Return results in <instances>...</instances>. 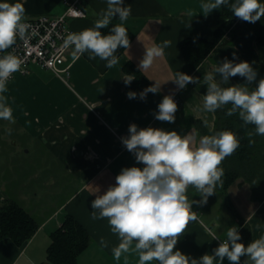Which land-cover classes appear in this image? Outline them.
Here are the masks:
<instances>
[{"label":"crops","instance_id":"1","mask_svg":"<svg viewBox=\"0 0 264 264\" xmlns=\"http://www.w3.org/2000/svg\"><path fill=\"white\" fill-rule=\"evenodd\" d=\"M65 1L7 0L24 5L25 19L42 14L60 16L66 11ZM202 2L207 0H124V6L131 5V15L123 26L134 38L127 49L117 50L115 55L119 63L113 68H106V62L98 57L90 60L88 53L73 61L71 48L67 56V63H71L69 75H57L34 66L30 74L17 77L7 87L4 95L13 109L15 123L0 121V141L7 135L6 129L11 128L10 137L15 134L13 131L19 132L30 148L26 152L28 154H20L17 148L5 152L6 164L0 163V206L7 200L16 201L35 218L39 227L34 236L21 246L10 238L0 240V264H44L52 243L51 234L62 225L67 215L73 216L91 236V244L79 256V264H125L123 255L119 261L113 257L111 249L118 245L119 240L111 232L108 220L92 219L91 202L97 194L102 195L110 185H115V177L122 168L144 167L136 162L121 141V137L129 135L131 124L138 128L174 130L182 136L194 129L198 138L203 136L199 125L207 130L214 129L215 113L200 110L204 93L192 83L186 89L178 90L172 81L177 71L190 76L195 73L181 53L180 43L187 38L213 40L218 27L216 18L222 13V6L205 17L200 9ZM79 6L86 16L69 20L73 32L94 27L98 13L107 7V0H79ZM189 10L194 13L192 17L187 15ZM119 23L117 16L109 27ZM235 27H241L244 37L233 41L230 34L227 35L226 42L218 45L202 66L207 73L226 58L236 63L247 61L251 64L255 61L253 67L259 73V80L264 77V46L257 42L253 30L241 19ZM108 28L100 31L105 34ZM165 40L172 43L164 49V55L156 58L147 70L140 69L146 48L162 44ZM128 62L139 67L152 85L160 84V91L150 93L145 100L138 97L129 99L130 85L123 81L128 76L124 71ZM216 78L220 79L218 75ZM235 84L247 86L250 91L256 86L246 84L240 76L231 77L229 83L222 86ZM165 95H172L177 101L175 123L155 119L154 113L158 112V104ZM204 120L208 121L209 127L204 126ZM26 155L36 157L31 165L37 164L38 170L47 172L50 186L67 192L65 200L54 204L52 199L34 198L38 196L35 191H29L32 198L27 190L25 193L29 182L18 173L32 171L25 161ZM14 170L16 174H12ZM96 188L99 193H93ZM186 195L192 200L201 199L192 186ZM193 211L197 212L199 219L189 223L174 249L193 258L212 254L227 238L226 232L233 225L241 235L238 242L245 247L264 235V202L253 200L251 186L243 178L236 179L225 192L217 188L207 204H193ZM213 235L220 240L212 239ZM101 237L108 242V247L101 249ZM125 255L128 256V264H138L136 254ZM246 258L241 257V264ZM223 264L230 262L225 258Z\"/></svg>","mask_w":264,"mask_h":264},{"label":"clouds","instance_id":"2","mask_svg":"<svg viewBox=\"0 0 264 264\" xmlns=\"http://www.w3.org/2000/svg\"><path fill=\"white\" fill-rule=\"evenodd\" d=\"M226 6L233 16L249 23H256L264 17V3L260 0H207L200 4L205 17L213 10ZM25 8L20 2H0V120L15 123L13 109L4 95L8 91L7 84L12 75L21 71L23 60L14 51H7L17 40L27 43L30 24L25 22ZM76 15L81 13L76 12ZM131 15V5L124 6V0H107L106 9H101L94 27L80 32H70L63 39L62 46L72 47L73 61L88 53L90 60L97 57L105 61L106 68H113L119 63L118 47H129L128 30L123 26ZM189 17L193 11L187 12ZM118 16L121 23L112 26L108 34L101 29L108 28L111 21ZM170 40L162 44L146 48L140 61L142 70L150 68L156 58L164 55V49L171 45ZM235 58V53H233ZM253 61L239 63L227 58L211 72L200 78L177 71L172 79L178 90L186 89L189 83L206 86V94L202 97L201 111L215 113L231 105L226 116L238 114L243 121L242 126L254 125V132L264 136V78L257 80L259 73L254 69ZM199 71V69L197 68ZM220 79L217 80L216 76ZM240 76L246 84H255L254 90L247 86L235 84L228 87L231 77ZM135 79L128 75L123 78L125 85ZM160 91L157 82L139 94L130 91L129 99L144 100L148 93ZM178 105L172 95H165L158 104L155 119L162 122L175 123ZM27 115V113H25ZM205 127H209L204 120ZM211 131V129H209ZM11 135L12 129H6ZM129 135L121 137L122 144L132 153L140 167H125L115 177V185L91 202L92 219H107L110 230L118 237L119 243L111 249L113 257L119 261L124 256L128 264V256L136 254L138 264H223L225 258L230 264H241V257H247L243 264H264V235L253 240L247 247L241 240L237 226L233 225L226 232L212 254H204L199 259L193 258L175 249L178 240L186 232L190 222L198 221L193 204L203 206L208 198L216 193L218 185H222L224 169L221 167L225 158L233 155L240 146L237 135L229 130L214 132L211 135L199 136L194 129L185 135L176 131L161 128H138L131 124ZM251 137L253 132H248ZM192 186L201 197L192 200L186 195ZM93 193H99V189ZM212 239L220 240L213 235ZM101 249L108 247V242L100 238Z\"/></svg>","mask_w":264,"mask_h":264},{"label":"trees","instance_id":"3","mask_svg":"<svg viewBox=\"0 0 264 264\" xmlns=\"http://www.w3.org/2000/svg\"><path fill=\"white\" fill-rule=\"evenodd\" d=\"M229 2L232 3L234 0H229ZM260 2L264 3V0H260ZM216 21L218 27L214 32L213 40L187 38L180 43L181 53L194 70V76L200 78L201 81L206 73L202 66L204 60L218 45L226 42L225 37L230 34L233 41L244 37L241 27H235L239 18L233 16L228 7L222 6V13L216 18ZM243 22L253 30L257 42L264 46V17L254 24ZM111 27L106 29L105 35L109 33ZM128 38L130 43L134 38L129 30ZM118 49L125 50L122 47H118ZM124 71L128 75L135 76L128 87L129 91L139 94L152 85L139 67L132 62H128L124 66ZM195 86L206 94L207 89L202 82ZM137 97L139 98V95ZM229 107L231 105L215 112V127L212 131L199 125L202 135L229 130L234 132L240 140L239 148L233 155L225 158L221 164L224 169L223 183L217 188L225 192L236 179L243 178L251 186L253 200L264 202V136L255 134L254 125L242 126L243 121L240 120L238 114L226 116L225 113ZM248 132H253V135L249 137ZM38 227L35 218L16 201L7 200L0 206V240L10 238L21 246L34 236ZM51 239L52 243L44 264H79V256L91 244L89 232L71 215H67L62 225L51 234Z\"/></svg>","mask_w":264,"mask_h":264},{"label":"built area","instance_id":"4","mask_svg":"<svg viewBox=\"0 0 264 264\" xmlns=\"http://www.w3.org/2000/svg\"><path fill=\"white\" fill-rule=\"evenodd\" d=\"M65 4L66 11L60 16L42 14L25 19V22L31 25L27 43L18 39L13 48L7 50L14 51L15 55L23 60L22 69L19 71L21 74H30L33 65L51 70L57 75L70 74L71 63H67V56L72 47L65 49L62 46L63 39L68 33L73 32L69 26V20L83 18L86 12L79 6V0H66ZM76 12L81 14H74ZM14 75L15 73L8 84L14 79Z\"/></svg>","mask_w":264,"mask_h":264},{"label":"rangeland","instance_id":"5","mask_svg":"<svg viewBox=\"0 0 264 264\" xmlns=\"http://www.w3.org/2000/svg\"><path fill=\"white\" fill-rule=\"evenodd\" d=\"M36 65H33L31 67H34ZM19 76H25L23 74H21L20 72H16L15 75H14V79L7 85V87L14 81L17 79V77ZM1 123H7L4 122V120H0ZM6 132V131H5ZM15 132V134L13 135V137H10V135H5V137H3V140L0 141V163L2 164H6V160H7V153H5L6 151L10 152L11 149H15L17 148L19 151H20V154H28L26 153L27 150L30 148H28V146L26 145V143L24 141H26L24 138H22V134H20L19 132H16V131H13ZM0 133H2V130L0 129ZM7 133V132H6ZM2 142H6L5 145H2L1 143ZM4 150V151H3ZM28 156L27 157V160H25L26 162H28L30 164V167L32 169V171L29 173L27 171H24V172H20L18 173V175L24 180H28V185L25 186L26 189L24 190L25 193H26V190L27 192H31V191H35L38 193V196L36 195L34 198L38 197L39 199H43V198H46L47 201H50L52 199V202L54 204H57L58 202L60 201H63L66 199V196H67V192H63L64 190H62V188H55L53 187L52 185L50 186L49 184L51 183V179L50 176L47 174V172L44 170V169H40L39 170L37 169L38 166L37 164H35V166H32V161H34V159L36 157L34 156H30V155H26ZM4 162V163H3ZM9 159H8V162L9 163ZM21 165H22V162H21ZM18 170V169H17ZM37 170V171H35ZM12 174H16L15 173V170L14 172H12ZM17 181H20V179H17ZM23 183L25 184L26 182L23 181ZM24 187V188H25ZM56 191V193H55ZM29 192V197H33L31 196L32 193Z\"/></svg>","mask_w":264,"mask_h":264}]
</instances>
